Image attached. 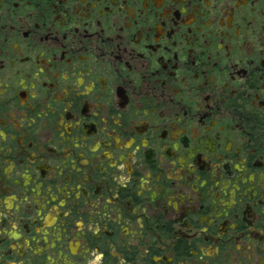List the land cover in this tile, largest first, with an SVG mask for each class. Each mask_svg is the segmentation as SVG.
I'll use <instances>...</instances> for the list:
<instances>
[{
  "label": "flooded vegetation",
  "instance_id": "af4514ba",
  "mask_svg": "<svg viewBox=\"0 0 264 264\" xmlns=\"http://www.w3.org/2000/svg\"><path fill=\"white\" fill-rule=\"evenodd\" d=\"M0 264H264V0H0Z\"/></svg>",
  "mask_w": 264,
  "mask_h": 264
}]
</instances>
